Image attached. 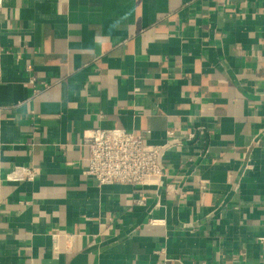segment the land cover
Here are the masks:
<instances>
[{
  "label": "crops",
  "instance_id": "1",
  "mask_svg": "<svg viewBox=\"0 0 264 264\" xmlns=\"http://www.w3.org/2000/svg\"><path fill=\"white\" fill-rule=\"evenodd\" d=\"M95 128L182 145L99 186ZM0 264H264V0H0Z\"/></svg>",
  "mask_w": 264,
  "mask_h": 264
},
{
  "label": "built area",
  "instance_id": "2",
  "mask_svg": "<svg viewBox=\"0 0 264 264\" xmlns=\"http://www.w3.org/2000/svg\"><path fill=\"white\" fill-rule=\"evenodd\" d=\"M26 70L33 71L28 63ZM35 77L31 75L30 82ZM44 85H48L44 82ZM173 136V130L167 131ZM205 128H198L188 134L192 141L206 136ZM150 131H134L125 128H95L85 132L84 139L89 147L86 175L99 186L107 184H129L134 186L157 187L164 177L165 151L174 145H182L176 140L156 145L148 142ZM205 153L207 152L205 148ZM38 170L33 166H13L8 175L10 180H34Z\"/></svg>",
  "mask_w": 264,
  "mask_h": 264
}]
</instances>
